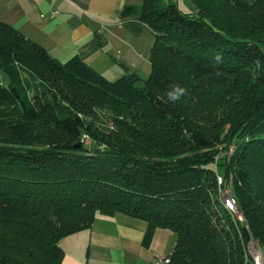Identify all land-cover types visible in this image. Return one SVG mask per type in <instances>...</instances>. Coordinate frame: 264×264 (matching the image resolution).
I'll return each mask as SVG.
<instances>
[{
	"label": "trees",
	"instance_id": "trees-1",
	"mask_svg": "<svg viewBox=\"0 0 264 264\" xmlns=\"http://www.w3.org/2000/svg\"><path fill=\"white\" fill-rule=\"evenodd\" d=\"M190 2L142 0L144 80L59 62L0 21V264H59L63 237L116 212L173 232L172 264H253L251 239L264 264V0Z\"/></svg>",
	"mask_w": 264,
	"mask_h": 264
},
{
	"label": "crops",
	"instance_id": "crops-1",
	"mask_svg": "<svg viewBox=\"0 0 264 264\" xmlns=\"http://www.w3.org/2000/svg\"><path fill=\"white\" fill-rule=\"evenodd\" d=\"M142 0H0V21L41 45L53 59L79 57L107 79L150 72L153 33L138 20ZM145 219L96 214L89 228L63 237L59 264H149L171 254L175 235Z\"/></svg>",
	"mask_w": 264,
	"mask_h": 264
},
{
	"label": "built area",
	"instance_id": "built-area-1",
	"mask_svg": "<svg viewBox=\"0 0 264 264\" xmlns=\"http://www.w3.org/2000/svg\"><path fill=\"white\" fill-rule=\"evenodd\" d=\"M80 141L85 145H89L91 142L90 138L86 134H82ZM217 181L221 184L222 180L220 176H217ZM219 197L224 208L233 213L239 221H242L243 217L240 212L237 211L235 199L228 187H220ZM247 255L253 264H262L260 247L257 242L252 239L249 240L247 244ZM149 264H172L171 254H155Z\"/></svg>",
	"mask_w": 264,
	"mask_h": 264
},
{
	"label": "rangeland",
	"instance_id": "rangeland-1",
	"mask_svg": "<svg viewBox=\"0 0 264 264\" xmlns=\"http://www.w3.org/2000/svg\"><path fill=\"white\" fill-rule=\"evenodd\" d=\"M178 3V6L181 10L183 11H189L193 10L194 7L190 0H175ZM262 49H264V44H262ZM110 80V79H109ZM94 116H96L95 124L98 126L100 130L103 131H110L114 129V124H113V117L112 113L108 110L105 109H98L94 112Z\"/></svg>",
	"mask_w": 264,
	"mask_h": 264
},
{
	"label": "clouds",
	"instance_id": "clouds-1",
	"mask_svg": "<svg viewBox=\"0 0 264 264\" xmlns=\"http://www.w3.org/2000/svg\"><path fill=\"white\" fill-rule=\"evenodd\" d=\"M214 59L216 63L222 62V57L220 54H217ZM187 92L188 90L186 88L179 85H173L171 86V89L166 93L167 100L169 102L175 103L185 97L187 95Z\"/></svg>",
	"mask_w": 264,
	"mask_h": 264
},
{
	"label": "water",
	"instance_id": "water-1",
	"mask_svg": "<svg viewBox=\"0 0 264 264\" xmlns=\"http://www.w3.org/2000/svg\"><path fill=\"white\" fill-rule=\"evenodd\" d=\"M81 146V143L80 142H77L75 145H74V148H79ZM237 211L239 212V209H237Z\"/></svg>",
	"mask_w": 264,
	"mask_h": 264
}]
</instances>
